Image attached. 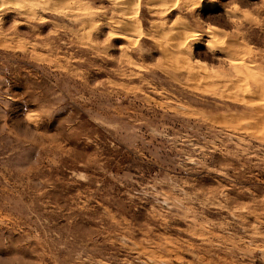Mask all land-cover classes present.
I'll return each mask as SVG.
<instances>
[{
	"label": "rangeland",
	"instance_id": "374dc122",
	"mask_svg": "<svg viewBox=\"0 0 264 264\" xmlns=\"http://www.w3.org/2000/svg\"><path fill=\"white\" fill-rule=\"evenodd\" d=\"M120 1L0 0V264H264V0Z\"/></svg>",
	"mask_w": 264,
	"mask_h": 264
},
{
	"label": "bare ground",
	"instance_id": "6f19581e",
	"mask_svg": "<svg viewBox=\"0 0 264 264\" xmlns=\"http://www.w3.org/2000/svg\"><path fill=\"white\" fill-rule=\"evenodd\" d=\"M116 1V0H115ZM157 1V0H156ZM122 2L124 3V2H126V1H120L119 3H120V5L122 4ZM131 18V17H130ZM133 19V18H132ZM117 23V22H116ZM131 23V22H130ZM179 23V22H178ZM173 24V23H172ZM122 25V24H121ZM121 25H119L118 23L115 25L116 27L118 26H121ZM129 26V25H128ZM160 26V25H159ZM167 26V25H166ZM173 27H175L174 25H173ZM177 27V26H176ZM130 28V27H129ZM155 28V27H154ZM178 28V30H179V27H177ZM162 29V28H161ZM175 29V28H174ZM128 30V29H127ZM166 30V29H165ZM177 30V29H176ZM176 30H173L176 34H177V32H176ZM220 30L221 29H219V28H216V27H210V28H208V29H206V31H207V35H208V37H209V39L206 41V45L208 46V47H210L211 46V48H213L212 47V44H214L213 42H217V40H216V37L219 35V33H220ZM122 31V30H121ZM187 33H189V34H187V35H189L190 37H192V36H200L201 34H202V31H198V30H194V31H190V32H187ZM148 34V33H147ZM176 34L175 35H172V36H175L176 37ZM180 34H181V32H180ZM166 35V34H165ZM179 35V34H178ZM184 34H182L181 36H183ZM168 36H169V34H168ZM118 38H125L124 37V35L123 36H121V35H118L117 36ZM179 37V36H178ZM167 38V37H166ZM170 38V37H169ZM188 38V37H187ZM173 40V39H172ZM176 42H178V41H176ZM161 44V43H160ZM170 45H171V43H170ZM216 45V44H215ZM219 47V46H218ZM177 49V48H176Z\"/></svg>",
	"mask_w": 264,
	"mask_h": 264
},
{
	"label": "snow or ice",
	"instance_id": "6c2138e0",
	"mask_svg": "<svg viewBox=\"0 0 264 264\" xmlns=\"http://www.w3.org/2000/svg\"><path fill=\"white\" fill-rule=\"evenodd\" d=\"M238 7V6H237Z\"/></svg>",
	"mask_w": 264,
	"mask_h": 264
}]
</instances>
